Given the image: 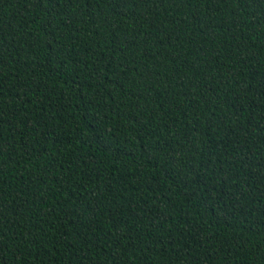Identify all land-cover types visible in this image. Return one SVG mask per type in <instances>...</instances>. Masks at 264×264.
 Listing matches in <instances>:
<instances>
[{"label":"trees","instance_id":"1","mask_svg":"<svg viewBox=\"0 0 264 264\" xmlns=\"http://www.w3.org/2000/svg\"><path fill=\"white\" fill-rule=\"evenodd\" d=\"M0 264H264V0H0Z\"/></svg>","mask_w":264,"mask_h":264}]
</instances>
